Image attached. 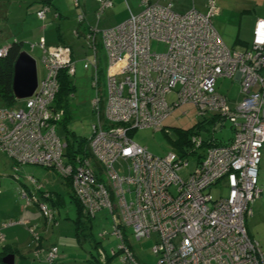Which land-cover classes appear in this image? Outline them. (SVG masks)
<instances>
[{"label": "built area", "instance_id": "built-area-1", "mask_svg": "<svg viewBox=\"0 0 264 264\" xmlns=\"http://www.w3.org/2000/svg\"><path fill=\"white\" fill-rule=\"evenodd\" d=\"M96 2L98 20L113 3ZM141 6L112 28L94 25L86 33L90 54L83 67L93 71L97 114L87 137V157L76 153L69 158L67 141L56 131L65 116L64 108L55 106L59 73L75 74L71 48L45 46L43 39L30 44L42 51L45 75L31 96L0 106V151L13 163L12 177L19 180L22 166H40L70 183L87 217L108 209L112 232L100 236L113 237L116 244L108 255L118 257L119 264H141L128 244V229L137 240L155 234L156 264H264V251L246 227L251 205L262 193L258 165L264 147V18L256 19L250 45L236 50L223 43L212 24L219 12L214 0L207 1L204 13L192 7L180 14L171 4L153 0H141ZM48 11L43 6L36 14L45 19ZM98 35L108 58L106 97L101 96L98 75ZM151 41L164 43L166 50H151ZM6 51L7 46L0 48V57ZM219 77L239 84L241 99L233 108L216 89ZM187 102L201 116L214 114L215 122L212 136L200 131L190 135L184 154L154 155L129 135L135 129H162L172 110ZM225 121L234 133L218 144L213 133ZM198 149L202 151L186 172L187 158ZM119 161L126 165L121 172L115 167ZM26 177L34 191L28 195L23 188L22 197L36 204L46 223L54 222L47 203L52 193L35 177ZM217 184L226 186L225 196L213 197L209 189ZM45 258L58 264V247L50 246Z\"/></svg>", "mask_w": 264, "mask_h": 264}, {"label": "rangeland", "instance_id": "rangeland-1", "mask_svg": "<svg viewBox=\"0 0 264 264\" xmlns=\"http://www.w3.org/2000/svg\"><path fill=\"white\" fill-rule=\"evenodd\" d=\"M165 1L161 0V3ZM170 1L173 3L172 10L180 14L185 13L192 6L191 0H167L165 4ZM207 1L194 0L196 10L204 13ZM215 1L221 6L220 14L213 17L214 28L221 34L223 43L228 48L241 50L238 49L241 48L240 45H232L231 39L233 41L234 37L238 34L241 36V33L248 37V39H245L246 41L252 39L251 23L255 16L264 15V0ZM78 2L80 4V0ZM43 3V0H0V47L5 43L12 42V38L19 35L21 37L20 40L25 42L23 50L35 59L38 80H41L45 75V68L41 60L42 53L38 48L31 50L29 43L33 42L31 37L36 34L31 33L32 30H38V27L42 25L40 20H35V10L42 6ZM55 5H60L62 10L68 9L69 13L64 14V18L59 17L60 19L58 18L55 22L49 23V18L44 22L48 24L47 28L50 27L49 33L55 39L54 43L64 41L71 47L75 62V74L70 78L73 90H71L72 92L69 95L66 93L62 95L66 117L57 124L56 131L64 141L73 142L77 148L79 143L90 135L91 125L96 122L97 115L93 109V100L95 99V88L92 86L93 71L91 68L85 69L83 67V59L87 54H90V50L87 47L84 35L80 33L78 36L73 33L77 28L82 31V28L76 25V19L78 21L81 10H78L79 13L77 15L73 12L80 6H75L74 0H50V8L53 9L52 7ZM141 7L140 0H113V5L110 6V28L117 25L122 20V17L123 19L126 18L130 10L133 13H137L141 10ZM102 18L99 22V28L102 25H106ZM75 25L76 28H74ZM98 39L100 40L99 35ZM151 50L165 51L166 45L161 42L151 41ZM98 53V75L102 88L101 96L103 92L106 97L105 74L108 58L101 43L98 45ZM216 89L226 96L228 105L232 108L241 99L238 83L232 78L219 77ZM173 98V92L167 95L169 103ZM208 117V115H199L196 107L192 103L187 102L172 110L170 115L163 121L162 129H135L129 135L135 143L145 147L148 152L154 155L163 156L170 151L178 153V150H181V145L177 146L181 133L189 132L193 129L194 132L200 131L206 137L212 136L211 131L214 128L215 118H212L213 120L209 122L207 121ZM199 124L202 126H199ZM233 133L229 121H225L222 126L215 128L213 135L217 140H223L227 139V136H232ZM201 151L202 149H198L196 153L191 154L187 158L190 167L185 168L186 172L194 166ZM9 161L11 160L0 151V168H6V173H10ZM115 167L118 172H121L126 165L123 163L122 167L121 161H119L115 164ZM24 168L25 171L20 172L19 181L21 183L28 185L27 187L34 191L26 177L33 176L38 182L43 183L48 191L54 192L56 198H59V204L55 207L53 206L52 210L58 224L49 225V223L43 225L44 230H46L43 236L45 237L44 247L48 248L51 244H57L59 259H61L60 255L62 256V259L58 262L60 264H91V261H95V258L88 251L96 255L98 243V247L101 246L100 249L104 248L106 255L109 257V250L111 247L114 248L116 242L112 236H110L109 242L104 241L100 236L103 231L112 232L113 221L108 209L102 208L98 210L93 218L82 215L78 212L77 202L71 196L72 189L67 180L57 174L56 179L53 180L51 171L40 166L27 165ZM258 187L262 189V193L251 205L252 214L246 218V227L249 235L258 241L260 249L264 251V147H262L258 165ZM209 190L215 198L227 194V188L224 185L219 187L217 184ZM38 213L42 216L39 209ZM128 230L129 234L126 237L136 259L141 264H156L157 256L153 252L155 234H152L151 237H143L137 240L131 234V230ZM35 261L41 262L36 258ZM41 264H47V262L44 261ZM110 264H119L118 257L110 259Z\"/></svg>", "mask_w": 264, "mask_h": 264}, {"label": "crops", "instance_id": "crops-1", "mask_svg": "<svg viewBox=\"0 0 264 264\" xmlns=\"http://www.w3.org/2000/svg\"><path fill=\"white\" fill-rule=\"evenodd\" d=\"M153 1H156L162 5L171 4V9L173 8L172 1L168 2L167 4H165L167 2V0L163 3H161V0H153ZM193 1L191 0L192 6L188 10H190L193 6L196 9ZM221 1L222 0H220V2ZM140 4H141V0H140ZM216 5L219 9V12L217 15H219L221 4L216 3ZM96 6L97 5H96L95 0H80V8L75 9L73 11L75 15H77L79 13L78 10L79 11L82 10L84 12L83 15L85 16V21L83 23L81 22V25H82L81 27L86 32L89 30V27L91 25H94L93 21L97 20L96 17L94 18V16H95L94 11L96 9ZM41 7L42 6L38 7V9L35 10V15H36V12L39 9H41ZM52 8L53 9L49 8V11L46 14V19L49 18L48 19L49 23H52V22H55L56 20H58L57 16H59L60 18H64V16H65L64 14L69 13L68 9L62 10L60 5H55ZM141 9H142V7H141ZM128 10H130V9H128ZM130 11H129V14H130ZM54 15H57V16L55 17ZM217 15H215V16H217ZM101 17H103L102 19L106 22V25H102V27L99 28V22H100ZM126 18L123 19V17H122L121 18L122 20L120 22H122ZM258 18H264V15H257V16H255V18H253L252 23H251L252 30H253L255 21ZM46 19L44 21H46ZM35 20H40V19L36 16ZM40 21L42 22V25L38 27V30H32V32H31V33H36V34L32 35V37H31L33 39V42H37L40 39H43L44 44L47 46H52V45H57V44H66L64 41H61L59 43H54L55 39L53 38L52 34L49 33L50 27L47 28L48 24H46V22H44L42 20H40ZM76 22H77L76 25H78L77 19H76ZM96 24H98L99 30L110 28V8L104 9L103 13L100 15ZM212 24H213V18H212ZM76 25L74 28H76ZM213 26H214V24H213ZM45 28H46V30L44 31ZM216 31L218 32L217 29H216ZM218 34L221 37V39H223L219 32H218ZM251 36H252V33H251ZM20 38L21 37L19 35L14 36L12 38V41H21L24 44L25 42L20 40ZM245 39H248V37L244 36V34L241 33V36H240V34H238L236 37H234L233 41L231 39V42H232L233 46L240 45L241 48H238V49H244V48L248 47L250 42H251V39L249 41H246ZM33 42H31V43H33ZM10 43H5L0 48H2L3 46H8ZM35 48L40 49L39 47H34L33 49H35ZM33 49H31V50H33ZM41 53H42V51H41ZM234 81L236 83H238L236 80H234ZM238 89H239V84H238ZM212 118H215V116L213 117V115H210V121L209 120H207V121L211 122L213 120ZM231 137L232 136L230 135V137L227 136V139H223L224 141L222 139L221 140H222V142H226L229 139H231ZM9 162H10V169H9L10 173H6V171H7L6 168H4V167L0 168V190H1V192H0V264H5L2 261V259L8 254L14 255V264H41L44 261L46 262V260H44V259H46L45 258L46 257V251L48 250V248L52 245L57 246V244H55V243L51 244L48 248L44 247L45 237H43V236L45 235L46 230H44L43 225L49 224V223H46L44 218L42 216H40V214L38 213V209H37L36 204H28L26 199L22 197L21 189L24 188L25 191L28 193V195H30L32 193V190L29 189V187H27L28 185L21 183L19 180L13 179V177H12L13 172L11 169L13 163H12V161H9ZM23 170L25 171L24 166H22L20 168V172ZM52 179L53 180L56 179V176L55 177L52 176ZM44 189L47 190L45 185H44ZM50 192H52V191H50ZM52 194H54V192H52ZM37 196L39 199L42 200V196L40 193H37ZM47 203L49 204L50 207H52L51 209L53 210V206L55 207L59 204V198H57L55 201H51V202L47 201ZM51 224H54V225L58 224L56 218H55V221L51 222L49 225H51ZM30 227L33 228V232H31L29 230ZM42 228H43V230H42ZM46 228H47V226H46ZM35 235H36V237H35ZM102 239L106 242H109L110 236L107 235V236L103 237ZM98 244L96 246L97 247L96 248V255L91 253V251H88V252L92 255L93 258L97 259L98 264H103V263L110 264V257H108L106 255L104 248L100 249L101 246L98 247ZM43 250H44V252H43ZM58 250H59V248H58ZM34 252L36 255L34 254ZM101 254H103L105 256L103 257ZM60 257L62 259L61 255H60ZM35 258L41 262H36ZM61 259H58V261Z\"/></svg>", "mask_w": 264, "mask_h": 264}, {"label": "trees", "instance_id": "trees-1", "mask_svg": "<svg viewBox=\"0 0 264 264\" xmlns=\"http://www.w3.org/2000/svg\"><path fill=\"white\" fill-rule=\"evenodd\" d=\"M43 2L44 3L42 5V7L48 6V8H50V0H43ZM112 3H113V0H112ZM215 3H216V1H215ZM96 5H97V2H96ZM78 6H80V4ZM205 6H206V4H205ZM96 8H97V6H96ZM83 14H84V12L81 10V13H79V15L83 16L82 17V23L85 21V16ZM94 15H95L94 16V18H95L96 17V9L94 11ZM36 16H37V14H36ZM57 17L59 18V16H57ZM45 19H40V20L44 21ZM96 22H97V20H95L94 25H96V27L98 28V24H96ZM94 25H91V26H94ZM78 26H80V28H82L81 22H78ZM76 31H77L76 35L79 36V34L82 33L84 35V39H85L86 33L88 31L85 32L83 30V28H82V31H80L79 28L74 30L75 33H76ZM96 41L98 44L100 43V40L98 39V37H96ZM57 45H65V44H57ZM45 46H47V45H45ZM87 47H88V44H87ZM29 48H30V44H29ZM22 49H23V43L21 41H12L7 46V51H6L5 55L0 57V103H1L0 106H13L15 104V102L17 101V99L14 96L13 91H12L13 67H14V62H15L17 56L19 55V53L22 51ZM71 51H72V58H74L73 50L71 49ZM70 78L71 77L68 76L65 73V71H62V70L60 71L59 77H58L59 90H58L56 97H55V106L58 108H64L65 115H66V109L64 107V102L62 100V97H63L62 95L64 93L69 95L72 92L71 90H73V88L71 87ZM207 115L209 116L208 120L210 121V115L209 114H207ZM211 115H213V117H214V114H211ZM65 117L66 116H64L63 120L65 119ZM199 126H202V125L199 124ZM193 132H194V130L192 129L189 132H183L180 134L181 137H180V141H178V143H177V146L181 145L180 146L181 150H178V153H180L181 155L185 153V149L189 145V137ZM214 141L218 144L228 142V141L222 142V140H220V139L217 140L216 138L214 139ZM76 153L81 154L83 157L89 156V152L87 150V138L84 139L82 142H80L79 146L77 148L75 147L73 142L67 141L66 155L70 158V157L74 156ZM71 196L77 202L78 212L83 215L84 213L82 211V206L80 205L79 201H77V199L75 198V196L73 195L72 192H71ZM56 199H57L56 194L54 193V194H52V196L47 201L51 202V201H55ZM58 253H59V250H58ZM110 259H112V257H110ZM58 264H60V263H58ZM91 264H98L97 259L95 258V261H91Z\"/></svg>", "mask_w": 264, "mask_h": 264}, {"label": "water", "instance_id": "water-1", "mask_svg": "<svg viewBox=\"0 0 264 264\" xmlns=\"http://www.w3.org/2000/svg\"><path fill=\"white\" fill-rule=\"evenodd\" d=\"M38 82L35 59L22 50L17 56L13 67L12 91L17 99H23L33 94ZM2 261L14 264V255H6Z\"/></svg>", "mask_w": 264, "mask_h": 264}, {"label": "clouds", "instance_id": "clouds-1", "mask_svg": "<svg viewBox=\"0 0 264 264\" xmlns=\"http://www.w3.org/2000/svg\"><path fill=\"white\" fill-rule=\"evenodd\" d=\"M102 13H103V12H102ZM102 13H101V14H102ZM131 13H132V12H131ZM137 13H138V12H137ZM128 16H129V15H128ZM123 21H124V20H123ZM78 22H79V21H78ZM120 23H121V22H120ZM98 45H99V44H98ZM66 46H67V45H66ZM68 47H69V46H68Z\"/></svg>", "mask_w": 264, "mask_h": 264}]
</instances>
